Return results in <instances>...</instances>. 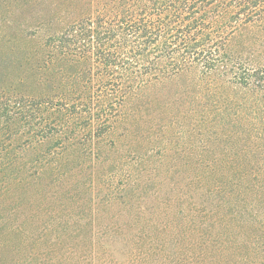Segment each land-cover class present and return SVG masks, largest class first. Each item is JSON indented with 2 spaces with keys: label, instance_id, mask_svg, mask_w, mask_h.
<instances>
[{
  "label": "rangeland",
  "instance_id": "374dc122",
  "mask_svg": "<svg viewBox=\"0 0 264 264\" xmlns=\"http://www.w3.org/2000/svg\"><path fill=\"white\" fill-rule=\"evenodd\" d=\"M111 1L0 0V130L13 123L18 133L9 144L0 133V264H264V204L213 200L200 188L197 175L223 168L240 145L211 96L187 87L195 75L153 71L143 122L112 138L92 144L94 121L85 145L80 136L48 156L49 143L37 144L29 114L50 91L49 40ZM247 41L263 51L264 24L232 44L239 51ZM256 154L260 162L232 167L264 171V151Z\"/></svg>",
  "mask_w": 264,
  "mask_h": 264
},
{
  "label": "trees",
  "instance_id": "16d2710c",
  "mask_svg": "<svg viewBox=\"0 0 264 264\" xmlns=\"http://www.w3.org/2000/svg\"><path fill=\"white\" fill-rule=\"evenodd\" d=\"M257 24H264V0H112L94 19L49 40L43 62L50 91L28 111L37 144L49 143L48 156L64 153L94 121L92 144L112 138L117 127L143 122L159 79L153 71L164 80L193 74L187 87L211 96L213 114L235 127L227 136L240 145L237 155L221 158L223 168L197 175L200 188L213 200L264 204V171L232 167L264 151V50L254 49L256 41L239 51L232 44ZM16 131L13 123L0 130L5 144ZM128 180L122 182L131 186Z\"/></svg>",
  "mask_w": 264,
  "mask_h": 264
}]
</instances>
